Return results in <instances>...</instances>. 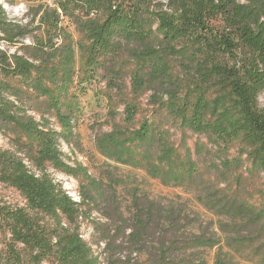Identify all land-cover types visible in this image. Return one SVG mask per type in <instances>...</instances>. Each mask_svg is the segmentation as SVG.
Instances as JSON below:
<instances>
[{
	"label": "trees",
	"instance_id": "trees-1",
	"mask_svg": "<svg viewBox=\"0 0 264 264\" xmlns=\"http://www.w3.org/2000/svg\"><path fill=\"white\" fill-rule=\"evenodd\" d=\"M24 1L25 24L0 4V132L11 146L0 183L23 201L0 205V264H264V0ZM99 77L125 106L120 133L97 139L103 155L143 158L214 218L150 197L107 163L96 178L65 161L79 96ZM148 92L159 112L136 129L131 100ZM176 135L195 138L196 159ZM49 169L77 181L78 201Z\"/></svg>",
	"mask_w": 264,
	"mask_h": 264
},
{
	"label": "rangeland",
	"instance_id": "rangeland-1",
	"mask_svg": "<svg viewBox=\"0 0 264 264\" xmlns=\"http://www.w3.org/2000/svg\"><path fill=\"white\" fill-rule=\"evenodd\" d=\"M161 3L166 2L165 0H158ZM3 8L6 10L10 18L17 19L22 24L29 22L30 15H28L29 4L24 0H3V3H0ZM4 5H7L5 7ZM69 31L73 32V27L69 26ZM73 38H76V35H73ZM28 43V40L25 41ZM10 50H13L10 48ZM83 61L77 54V67H82ZM130 78L127 76L125 80V92L127 93V98L131 99L130 94ZM107 95H110L109 97ZM150 92L143 94L141 97L133 98L131 101L135 102L138 107V113L135 118L134 127L137 129L139 123L143 121L145 117H150L156 114L157 111L155 106H152L149 102L148 96ZM80 105L82 107V115L75 130V139L72 142L71 146H67L64 143H61V150L64 155L65 161L70 164L79 163L82 166L86 167L92 177H105L107 165L115 167L110 170L114 175L117 176H128L132 179H135L140 185V188L143 189L150 197L154 199H159L163 201L177 200L185 202L187 208L194 212L199 213L203 218H214L212 214L208 213L203 206H201L195 199L194 193H187L186 190L180 185L172 183L167 178H164V182L161 178L153 177L147 170V163L143 158L131 162L128 164L118 163L113 160L107 159L103 155V151L100 150L98 146L97 139L101 138L104 134L110 132L120 133L122 127H125V112L124 104L121 103V99L116 94H111L106 89V82L100 77L93 81L91 84L87 85L84 95L79 96ZM258 104L261 108L264 109V92L260 93L258 96ZM162 114V112L160 111ZM156 115L157 119L160 115ZM161 127V126H160ZM163 127V126H162ZM161 127V128H162ZM10 136L0 132V149H10ZM178 135L172 138L174 144H182L187 146L191 151L192 158L196 159L193 155V144L195 138H186L184 142ZM185 144V145H184ZM182 146V147H183ZM181 147V149H182ZM139 149L136 148V151ZM180 158H184L183 153L179 149ZM123 160H126V155L122 153L121 155ZM182 168V167H179ZM178 170V169H177ZM162 171V177H165L164 170ZM171 174V170H166ZM183 172H179L180 176L183 175ZM49 173L56 183L61 184L63 188L69 195H74L79 197V186L75 179L70 176H66L62 173L49 169ZM171 183V184H170ZM249 191L255 189V186H252ZM80 199V198H79ZM261 202V198H259ZM0 205H6L10 207L22 206L23 201L16 191L13 189L4 186L0 183ZM96 214H93L91 217H96ZM80 233L85 241L91 244L90 234L91 228L87 221L82 224ZM8 237L5 236L0 230V250L3 249V243L7 240ZM93 249L98 252L99 250L93 246ZM44 264V263H43ZM241 264H250L248 262H242Z\"/></svg>",
	"mask_w": 264,
	"mask_h": 264
},
{
	"label": "bare ground",
	"instance_id": "bare-ground-1",
	"mask_svg": "<svg viewBox=\"0 0 264 264\" xmlns=\"http://www.w3.org/2000/svg\"><path fill=\"white\" fill-rule=\"evenodd\" d=\"M74 201H78V197H75L74 195H70Z\"/></svg>",
	"mask_w": 264,
	"mask_h": 264
},
{
	"label": "clouds",
	"instance_id": "clouds-1",
	"mask_svg": "<svg viewBox=\"0 0 264 264\" xmlns=\"http://www.w3.org/2000/svg\"><path fill=\"white\" fill-rule=\"evenodd\" d=\"M0 3H3V0H0ZM5 7H7V5H4Z\"/></svg>",
	"mask_w": 264,
	"mask_h": 264
}]
</instances>
